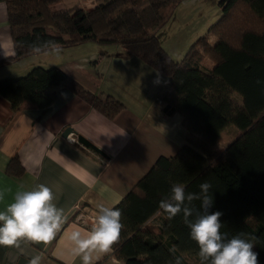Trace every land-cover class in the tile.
Here are the masks:
<instances>
[{"label":"trees","instance_id":"16d2710c","mask_svg":"<svg viewBox=\"0 0 264 264\" xmlns=\"http://www.w3.org/2000/svg\"><path fill=\"white\" fill-rule=\"evenodd\" d=\"M95 1L94 9L85 10L58 9L65 0H0L7 8L15 52L0 61V68L92 42L122 47L166 80L157 102L166 116L184 117L189 145L175 157L159 158L114 208L122 213L123 227L110 246L113 257L123 264H200L199 247L183 213L168 219L159 202L174 183L183 184L186 193H199L200 184L209 182V211L222 213L221 232L228 238L243 234L264 264V0H222L223 16L215 26L225 21L230 39L211 30L217 42L202 43L201 52L198 40L181 61L170 57L156 31L186 0ZM246 17L250 27L237 22ZM205 57L216 64L212 71L202 66ZM59 88L109 120L126 109L113 97L89 92L56 67H35L25 76L0 81V96L14 112L45 109L56 102ZM231 126L241 135L223 151L215 150L217 139ZM7 173L17 178L24 173L18 157ZM200 204L196 200L192 206L202 211Z\"/></svg>","mask_w":264,"mask_h":264},{"label":"crops","instance_id":"0c3cea01","mask_svg":"<svg viewBox=\"0 0 264 264\" xmlns=\"http://www.w3.org/2000/svg\"><path fill=\"white\" fill-rule=\"evenodd\" d=\"M7 15L6 5L0 3V61L15 56ZM209 31L204 34L209 36ZM210 34V41L216 43ZM79 47L35 54L0 68L3 81L25 76L35 67H56L89 92L101 98L113 97L126 107L109 120L72 92L59 88L52 106L14 112L10 102L0 96V192L4 193L0 211L14 202L17 192L44 184L52 189L54 203L64 214L61 227L46 243L22 241L19 248L0 246V264H29L37 256L40 264H82L70 239L74 232L86 235L90 230L77 222L80 213L95 216L97 204L115 208L159 158L175 157L189 145L184 117L179 113L166 116L157 102L165 87L164 78L160 81L156 71L119 46L109 49L115 55L104 52L98 56L96 47L107 45L95 43L93 54L87 53L84 59L72 57L60 62L63 51L78 53ZM202 66L212 71L216 64L206 58ZM67 129L73 133L65 138ZM231 130L241 135L231 126L221 133L215 146ZM78 137L106 156L80 144ZM15 157L24 170L18 178L7 173ZM111 252L110 248L99 254L93 264H123Z\"/></svg>","mask_w":264,"mask_h":264},{"label":"clouds","instance_id":"9594fccd","mask_svg":"<svg viewBox=\"0 0 264 264\" xmlns=\"http://www.w3.org/2000/svg\"><path fill=\"white\" fill-rule=\"evenodd\" d=\"M199 187V193H186L183 184H172L170 194L159 202V210L168 219L183 213L190 238L199 247L200 264H259L251 240L242 238L243 234L228 238L221 232L222 213L209 211L213 205L209 194L212 185L204 182ZM3 199L4 193L0 192V200ZM54 200L52 189L44 184L34 190L17 192L14 202L0 211V246L19 248L22 241L46 243L64 221L63 209ZM196 200L201 202L202 211L192 206ZM96 209L88 233L82 235L77 231L70 237L75 245L74 254L82 264H93L99 254L107 253L123 227L119 209L103 204H97ZM29 264H40V257L32 258Z\"/></svg>","mask_w":264,"mask_h":264},{"label":"rangeland","instance_id":"374dc122","mask_svg":"<svg viewBox=\"0 0 264 264\" xmlns=\"http://www.w3.org/2000/svg\"><path fill=\"white\" fill-rule=\"evenodd\" d=\"M109 0L103 1V3H107ZM222 0H186L179 4L175 10L173 11L167 23L159 29L157 36L161 41V46L170 54L175 61H181L188 52V50L194 45V43L198 42V49L202 52L204 47L202 43L210 42L209 36L210 32H216V34H224L225 38L230 39L227 29L225 28V21H221L219 26L216 27L214 24H217L219 18L223 16L222 10L220 6V2ZM101 4V3H100ZM98 3L95 0H65L62 5H58V9H67L73 7H80L81 9L90 10L94 9ZM233 18V17H232ZM247 20H238L237 22L242 26H251V18L246 17ZM229 22L232 20L229 18ZM215 27H214V26ZM209 31V36L205 35V31ZM212 30V31H211ZM208 34V33H207ZM204 35V36H203ZM203 38V39H202ZM234 36L232 35V43ZM94 44L95 43H86L85 45L79 47L78 53L74 51H63L64 56L60 59V62L65 60H72L73 58L84 59L87 53L93 54L94 52ZM92 48L89 49V48ZM115 46H107V47H96L98 49L97 55L106 52L107 55H115L109 52V49ZM186 49V52L183 51ZM61 52V51H59ZM206 59V57H205ZM107 62V61H104ZM113 67V66H112ZM114 68V67H113ZM25 75V74H24ZM159 76V80L163 79L159 73H156ZM164 81V79H163ZM239 137V134L236 130L226 131L222 137L219 139L218 145L214 147L217 151H223L226 149L235 138ZM159 222V218L155 219L152 223Z\"/></svg>","mask_w":264,"mask_h":264},{"label":"water","instance_id":"95a60500","mask_svg":"<svg viewBox=\"0 0 264 264\" xmlns=\"http://www.w3.org/2000/svg\"><path fill=\"white\" fill-rule=\"evenodd\" d=\"M70 133H73L71 129H67V130H65V132L63 133V137L68 138V137L70 136ZM78 141H79V143L82 144L83 146H85V147L88 146L89 148H92L93 150H95V151H96L99 155H101L102 157H105V156H106L103 152L99 151L97 148H95V147H93L92 145H90V143L87 142V140H85L84 138H82V137H78ZM22 263H25V262L22 261Z\"/></svg>","mask_w":264,"mask_h":264},{"label":"built area","instance_id":"2783aa9c","mask_svg":"<svg viewBox=\"0 0 264 264\" xmlns=\"http://www.w3.org/2000/svg\"><path fill=\"white\" fill-rule=\"evenodd\" d=\"M94 216L85 214L83 212L77 218V222L81 223L83 226L90 228L91 227V220Z\"/></svg>","mask_w":264,"mask_h":264}]
</instances>
